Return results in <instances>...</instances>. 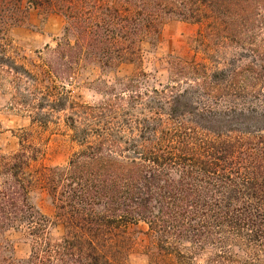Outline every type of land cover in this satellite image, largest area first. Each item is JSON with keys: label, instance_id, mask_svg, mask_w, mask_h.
<instances>
[{"label": "trees", "instance_id": "16d2710c", "mask_svg": "<svg viewBox=\"0 0 264 264\" xmlns=\"http://www.w3.org/2000/svg\"><path fill=\"white\" fill-rule=\"evenodd\" d=\"M31 11L66 25L27 63L10 31ZM171 20L196 31L155 83L143 45ZM123 65L136 70L83 80ZM81 85L101 100L81 102ZM0 91L29 122L15 151L0 150V264H130L138 223L147 264H264V0H0ZM50 130L74 145L64 166L40 163ZM11 232L26 257L12 255Z\"/></svg>", "mask_w": 264, "mask_h": 264}, {"label": "rangeland", "instance_id": "374dc122", "mask_svg": "<svg viewBox=\"0 0 264 264\" xmlns=\"http://www.w3.org/2000/svg\"><path fill=\"white\" fill-rule=\"evenodd\" d=\"M66 19L59 14H43L31 11L21 25L11 29L10 36L13 46L25 56L28 62L35 58L37 51H42L46 46L54 47L61 37ZM196 27L182 21L171 20L161 28L154 46L143 45V63L141 70L154 77L153 82L163 83L166 79L165 61L171 57H184L187 55L188 38L194 34ZM136 70L135 65H123L111 72L101 73L97 69H87L83 72L85 82L108 81L116 78L127 77ZM86 85L74 87L72 93L85 104H96L101 100L99 93ZM29 122L22 113H17L7 105V96L0 91V150L3 153L13 152L18 148L15 137L17 129L27 128ZM64 134V133H63ZM60 131L50 130L43 136V157L40 163L46 166H64L71 155L74 145L67 136ZM31 201L37 210L46 218L52 219L54 205L50 197L44 192H35ZM146 226L143 223L131 226L129 233L132 237L137 252L130 256V264H147V258L142 254L143 247L147 245ZM51 239H59L62 234L60 226H51L49 229ZM13 247V256L24 258L28 255L29 241L18 232L7 235ZM204 255L197 256L181 264H204ZM178 264V263H177Z\"/></svg>", "mask_w": 264, "mask_h": 264}]
</instances>
